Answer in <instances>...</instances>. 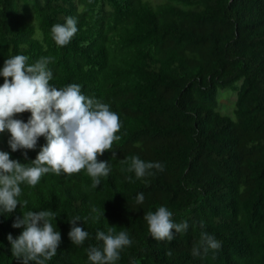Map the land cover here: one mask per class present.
I'll return each instance as SVG.
<instances>
[{"label":"trees","instance_id":"obj_1","mask_svg":"<svg viewBox=\"0 0 264 264\" xmlns=\"http://www.w3.org/2000/svg\"><path fill=\"white\" fill-rule=\"evenodd\" d=\"M67 17L76 18L78 31L58 47L51 28ZM14 55L27 56L28 64L54 57L50 84L81 85L82 94L118 114L122 127L117 158L111 151L97 157L111 164L97 188L85 170L21 185L18 199L27 206L0 214V264H20L7 236L23 231L12 227L17 216L40 210L56 214L61 234L46 264H90L87 249L102 246L96 233L109 227L132 240L117 264H264V0H0V69ZM223 88L236 93L234 117L216 109ZM9 138L0 133V151L21 163L46 144L40 137L25 160ZM132 156L160 162L164 171L137 179L120 163ZM139 193L143 204L136 203ZM93 206L105 218L94 222ZM160 206L175 223L188 224L170 242L153 239L143 219ZM75 216L89 233L83 245L68 237ZM202 231L221 248L193 257Z\"/></svg>","mask_w":264,"mask_h":264},{"label":"clouds","instance_id":"obj_2","mask_svg":"<svg viewBox=\"0 0 264 264\" xmlns=\"http://www.w3.org/2000/svg\"><path fill=\"white\" fill-rule=\"evenodd\" d=\"M77 20L67 17L64 24H55L51 28L52 39L58 47L68 45L77 33ZM25 55H14L4 61L0 76L4 82L0 85V133H10L7 143L12 152L25 150L23 156L28 160L27 150L37 148L38 139L44 137L46 144L40 147L34 160L21 163L11 159L10 153L0 151V214H11L19 204L26 207L27 200L21 202L22 184L35 187L41 178L49 173L57 176L73 174L85 170L92 180V187L101 185V178L111 172L110 161H98L106 151H113L114 142L121 140L122 124L117 113L99 99L82 94L81 85L72 83L63 88L50 84L53 73L48 65L54 63L52 56L41 57L28 64ZM11 78V79H9ZM30 112L27 122L17 119L16 114ZM129 164L127 171L134 172L137 179L154 175L152 171H164L160 162L144 161L138 156L120 161ZM134 182L132 177H126ZM144 194L136 196V203L143 204ZM92 219L98 222L105 218L104 209L93 206ZM173 213L160 206L154 212L144 214L151 237L157 241H172L176 233L186 232V222L175 223ZM56 214L52 210L27 211L17 216L13 228H22L21 234L7 240L13 257L20 264H46L57 253L61 244V234L56 230L53 220ZM79 216L73 217L68 237L75 245H83L89 233L78 227ZM204 227L201 222V228ZM95 239L102 246H89L87 249L90 264H117L121 251L132 244L125 231L116 232L109 227L107 232L97 231ZM221 242L214 236L202 231L199 244L191 250L193 257H203L209 249L218 250ZM171 255V251L166 253Z\"/></svg>","mask_w":264,"mask_h":264},{"label":"rangeland","instance_id":"obj_3","mask_svg":"<svg viewBox=\"0 0 264 264\" xmlns=\"http://www.w3.org/2000/svg\"><path fill=\"white\" fill-rule=\"evenodd\" d=\"M153 4L159 3L162 0H150ZM218 104L216 109L222 114L234 117L233 111L235 108L236 93L228 88L220 89L217 95Z\"/></svg>","mask_w":264,"mask_h":264}]
</instances>
